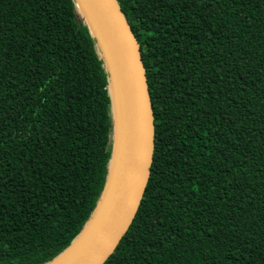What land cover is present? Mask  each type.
<instances>
[{"label":"trees","instance_id":"trees-1","mask_svg":"<svg viewBox=\"0 0 264 264\" xmlns=\"http://www.w3.org/2000/svg\"><path fill=\"white\" fill-rule=\"evenodd\" d=\"M118 1L155 146L104 264H264V0ZM105 61L75 0H0V264L53 262L96 213L117 139Z\"/></svg>","mask_w":264,"mask_h":264},{"label":"water","instance_id":"water-1","mask_svg":"<svg viewBox=\"0 0 264 264\" xmlns=\"http://www.w3.org/2000/svg\"><path fill=\"white\" fill-rule=\"evenodd\" d=\"M75 2L79 13L97 36L98 48L106 60L105 65L108 49L118 66L129 109L131 153L128 164L111 193H109L110 169L104 196L86 229L49 264H104L132 224L149 182L154 159L155 119L147 69L140 45L119 1L75 0ZM84 3L90 11L86 10L85 14L82 13ZM106 68L110 76V65L108 64ZM114 156L115 149L113 158ZM95 218L99 220L92 232L71 255L67 256L68 249L82 240Z\"/></svg>","mask_w":264,"mask_h":264},{"label":"bare ground","instance_id":"bare-ground-1","mask_svg":"<svg viewBox=\"0 0 264 264\" xmlns=\"http://www.w3.org/2000/svg\"><path fill=\"white\" fill-rule=\"evenodd\" d=\"M85 8H82V12H90L89 8L86 3L83 5ZM87 10V11H86ZM87 14V13H86ZM95 24V22L93 21ZM93 27V26H92ZM94 29V28H93ZM108 59H107V65H110V73L111 78L113 80V108L117 111L116 114V133H117V139L115 144V156L112 160L111 167V186H110V192L113 190L116 183L120 180L127 164L130 158L131 153V125H130V116H129V109H128V103L127 98L125 94V89L121 80V76L118 70V66L110 53V51L107 49ZM109 197V196H108ZM99 218H95L94 222L89 226L87 229V232L83 235V237L78 241L79 243L75 246H73L71 249L68 250L67 256L71 255L83 242L89 234L94 229L95 225L97 224Z\"/></svg>","mask_w":264,"mask_h":264},{"label":"rangeland","instance_id":"rangeland-1","mask_svg":"<svg viewBox=\"0 0 264 264\" xmlns=\"http://www.w3.org/2000/svg\"><path fill=\"white\" fill-rule=\"evenodd\" d=\"M82 15V14H81ZM111 77V76H110ZM111 89H112V91H113V80H112V78H111ZM111 109H112V118H113V121H114V124L116 123V114H117V111L118 110H115L114 108H113V106H112V104H111ZM117 130V129H116ZM63 256H65V254L63 255ZM62 256V257H63ZM61 257V258H62ZM61 258H59V260L61 259Z\"/></svg>","mask_w":264,"mask_h":264}]
</instances>
